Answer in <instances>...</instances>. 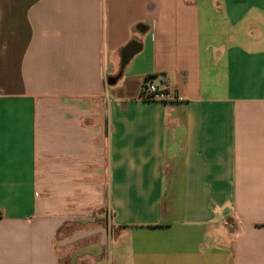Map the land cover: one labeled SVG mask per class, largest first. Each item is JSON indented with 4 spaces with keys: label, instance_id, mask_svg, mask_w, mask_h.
I'll list each match as a JSON object with an SVG mask.
<instances>
[{
    "label": "crops",
    "instance_id": "obj_1",
    "mask_svg": "<svg viewBox=\"0 0 264 264\" xmlns=\"http://www.w3.org/2000/svg\"><path fill=\"white\" fill-rule=\"evenodd\" d=\"M0 264H264V0H0Z\"/></svg>",
    "mask_w": 264,
    "mask_h": 264
},
{
    "label": "built area",
    "instance_id": "obj_2",
    "mask_svg": "<svg viewBox=\"0 0 264 264\" xmlns=\"http://www.w3.org/2000/svg\"><path fill=\"white\" fill-rule=\"evenodd\" d=\"M140 98L144 101L160 103L173 102L175 100V96L169 93L167 88L158 87L149 80H145Z\"/></svg>",
    "mask_w": 264,
    "mask_h": 264
}]
</instances>
